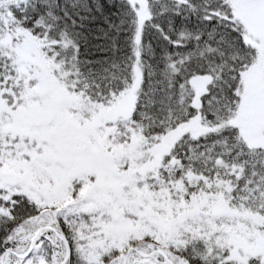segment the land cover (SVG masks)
<instances>
[{"label": "snow or ice", "instance_id": "6c2138e0", "mask_svg": "<svg viewBox=\"0 0 264 264\" xmlns=\"http://www.w3.org/2000/svg\"><path fill=\"white\" fill-rule=\"evenodd\" d=\"M0 264H264V0H0Z\"/></svg>", "mask_w": 264, "mask_h": 264}]
</instances>
